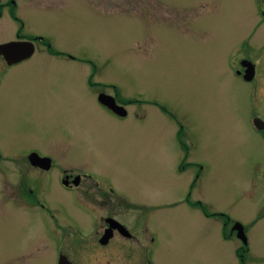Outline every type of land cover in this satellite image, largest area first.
Returning a JSON list of instances; mask_svg holds the SVG:
<instances>
[{"label": "rangeland", "instance_id": "374dc122", "mask_svg": "<svg viewBox=\"0 0 264 264\" xmlns=\"http://www.w3.org/2000/svg\"><path fill=\"white\" fill-rule=\"evenodd\" d=\"M18 2V21L0 16V41L40 33L60 52L0 59V264H56L61 246L74 264H236L234 225L258 202L264 137L232 60L248 52L264 69L258 0ZM31 149L52 156L49 176ZM64 169L82 172L77 186L60 184ZM105 215L138 245L118 234L100 244Z\"/></svg>", "mask_w": 264, "mask_h": 264}, {"label": "flooded vegetation", "instance_id": "af4514ba", "mask_svg": "<svg viewBox=\"0 0 264 264\" xmlns=\"http://www.w3.org/2000/svg\"><path fill=\"white\" fill-rule=\"evenodd\" d=\"M19 0H0V16L2 15V12L6 9L7 13L9 16L14 18L15 20L18 21V15L20 13V10L27 6V3L25 6L20 5L18 2ZM259 6V10L261 12V15L264 17V6L263 3H261V0H258L257 2ZM22 7V8H21ZM21 8V9H20ZM20 21V24L23 26V21ZM19 24V25H20ZM44 37L42 34H35L34 36H23L19 31H14V37L8 38L6 40H2L0 42H5L8 40H30L32 41V47L29 53H26L27 51H24L21 48L13 49V51H18L17 56H20L21 58H18L17 60L14 61H9L6 58V53L4 54L3 52H8L6 51V48H1L0 51V59L3 60V66H15L19 65L22 62H24L27 59H30L37 53H41L40 57H45L46 56V46L48 49L49 54H54L56 51L53 50L54 47H52L49 43L46 45V41L44 45H38L35 40L38 39L39 41H44ZM46 40V39H45ZM43 47V49L41 48ZM20 51V52H19ZM232 70H234V73L232 74L233 76V81L240 80L241 84L243 85V89L246 87V100L250 106L248 108H251L252 106L256 108V110L251 109L250 112H248V125L252 126L255 132L260 134L261 136L264 137V101L262 102V111H260L259 107V101H258V87H259V79H258V74L262 77V81L264 83V69L257 67V63L250 57V55L247 53L242 54L241 56H236L234 55V58L232 60ZM33 71L38 72V66H35L32 68ZM238 83V82H237ZM236 85V84H235ZM102 92H99V94ZM99 94L97 92L96 96L99 97ZM107 94V93H106ZM114 98V97H113ZM98 101L100 102L99 98ZM114 101L118 105H122L120 103H117L116 99L114 98ZM103 104L105 107H107L111 112L115 113L112 108H110L107 104ZM122 115V116H126ZM119 116V114H118ZM250 126V128H252ZM46 155H49L51 157L50 162L48 163L46 161V169H43L46 171V176L50 175V170L55 167V161L52 158V156L46 152ZM28 156V154H27ZM1 157V156H0ZM29 158V157H28ZM30 163V159H28ZM34 165V164H32ZM257 167V165H255ZM82 172H74L73 170H67L64 169L61 172V175L59 177V182L61 185L65 186L66 188L71 189L72 187L77 186V183L80 181V177L82 176ZM254 174V175H253ZM250 183L253 188V193H251V196H256L258 202H256V205H254V211L251 216V219L249 220L248 223H241L238 225H241V229L236 227L235 229V235H237L240 238V244L239 246L235 249L236 252V264H245V253H248L250 251L251 255V264H264V170L260 169L258 171L255 170V173L253 172ZM78 175V181H74L75 176ZM258 185H261L262 187L257 188ZM73 190V189H72ZM246 196H249L245 193ZM41 201H39L40 203ZM42 206L46 207V210L49 209L48 202L46 201V205L44 203H41ZM102 219L104 221L103 224H101V232L99 234V237H97V241L102 244V245H108L111 240L114 238L115 235H122L124 237V240H133L136 242V245H138L139 238L137 237L136 234H134L130 227L127 226V224L121 219L119 220L117 217L114 215H105L102 216ZM100 220V219H99ZM96 225L98 224V219L95 220L94 222ZM225 224V222H224ZM99 226L95 229L96 231H99ZM223 231L224 235L223 237L226 236L225 230L226 226L223 225ZM232 226H231V231H232ZM234 230V229H233ZM253 230V234L250 235V231ZM107 232L109 236L104 239L102 235ZM102 240H104L102 242ZM132 241V242H133ZM254 245V246H253ZM62 252L64 255V264L65 261H69L70 264H74L72 261V258L70 259L67 253H64V248L61 246V249L59 250V253ZM134 252V248L132 250H129V262H131V256L133 255L132 253ZM134 264H153L152 260L145 255L138 256L137 260L134 259Z\"/></svg>", "mask_w": 264, "mask_h": 264}, {"label": "water", "instance_id": "95a60500", "mask_svg": "<svg viewBox=\"0 0 264 264\" xmlns=\"http://www.w3.org/2000/svg\"><path fill=\"white\" fill-rule=\"evenodd\" d=\"M32 47V42L31 41H27V40H21V41H15V40H11L8 42H4V43H0V51L1 48H6V51L8 52H3L6 55V58L9 61H14L17 60L18 58H21L20 56H17L18 51H13V49H17V48H21L24 51H30L31 47ZM30 49V50H29ZM20 52V51H19ZM99 100H101L102 102H104L105 104H107L110 108H112L115 112L119 113V114H124L125 110L123 107H121L120 105L116 104L114 101V98L106 93H100L99 94ZM29 159L31 162H33L34 164H39L42 167L46 168V157H42L39 156L36 152H31L29 155ZM78 175L75 176L74 181H78ZM240 224V223H239ZM234 226L239 227V229H241V226L236 224ZM109 236V234L107 232H105L102 237L107 238ZM104 240H102L103 242ZM64 255L60 254V257L58 259V264H61L63 262L64 264ZM65 264H70L69 261H65Z\"/></svg>", "mask_w": 264, "mask_h": 264}]
</instances>
